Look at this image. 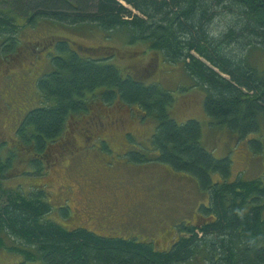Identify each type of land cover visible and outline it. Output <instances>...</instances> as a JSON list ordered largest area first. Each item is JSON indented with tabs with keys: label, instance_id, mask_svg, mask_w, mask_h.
Instances as JSON below:
<instances>
[{
	"label": "trees",
	"instance_id": "trees-1",
	"mask_svg": "<svg viewBox=\"0 0 264 264\" xmlns=\"http://www.w3.org/2000/svg\"><path fill=\"white\" fill-rule=\"evenodd\" d=\"M1 1L6 7L0 10V54H14L22 26L38 21L93 27L105 39L144 44L169 64H181L204 94L210 124L233 133L250 154L263 156L264 69L254 67L249 54L264 55V0ZM55 52L51 71L34 83L39 106L25 113L9 157L21 146L32 155L29 168L40 171L72 116L86 114L92 105L134 108L157 123L153 162L192 177L208 202L198 209L196 223L175 227L171 243L162 248L152 239L67 229L47 220L51 206L42 188L26 195L0 187V251L42 264H264V173L231 180L232 150L215 158L203 146L202 125L193 120L178 125L168 112L173 96L119 71L109 63L108 48L89 50L62 39ZM130 157L137 165L150 163L141 154ZM11 168V160L0 156L2 179Z\"/></svg>",
	"mask_w": 264,
	"mask_h": 264
},
{
	"label": "rangeland",
	"instance_id": "rangeland-1",
	"mask_svg": "<svg viewBox=\"0 0 264 264\" xmlns=\"http://www.w3.org/2000/svg\"><path fill=\"white\" fill-rule=\"evenodd\" d=\"M5 7L0 0V10ZM38 22L22 26L14 54H0V140L4 141L0 156L13 166L5 173L6 179L0 176V187L26 195L42 188L51 206L47 220L67 229L80 226L95 234L152 239L166 248L175 236L174 228L181 223L195 224L198 209L208 202L207 193L192 177L153 162L156 153L151 139L157 123L134 108L92 105L86 114L72 116L57 146L47 151L49 159L40 171L29 168L32 155L21 146L13 150L17 152L14 159L9 157L10 145L19 140L16 132L25 113L39 106L36 78L51 71L49 58L62 39L89 50L108 48L113 54L109 63L119 71L170 93L173 102L168 112L178 125L199 122L203 146L215 158L229 156L232 150L231 180L239 174L250 180L263 175L264 153L262 157L250 154L246 143H238L225 128L210 124L203 109L204 94L181 64H169L161 53L141 43L105 39L93 27ZM249 60L264 69L263 54L252 51ZM131 154H141L150 163L134 164ZM0 264L42 263L24 262L18 255L0 251Z\"/></svg>",
	"mask_w": 264,
	"mask_h": 264
},
{
	"label": "crops",
	"instance_id": "crops-1",
	"mask_svg": "<svg viewBox=\"0 0 264 264\" xmlns=\"http://www.w3.org/2000/svg\"><path fill=\"white\" fill-rule=\"evenodd\" d=\"M214 127V126H213ZM232 134V136H234V137H236L233 133H231ZM213 152V151H212Z\"/></svg>",
	"mask_w": 264,
	"mask_h": 264
}]
</instances>
